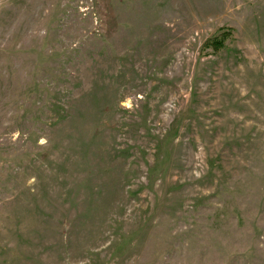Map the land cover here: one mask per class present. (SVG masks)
I'll return each mask as SVG.
<instances>
[{
    "label": "rangeland",
    "instance_id": "rangeland-1",
    "mask_svg": "<svg viewBox=\"0 0 264 264\" xmlns=\"http://www.w3.org/2000/svg\"><path fill=\"white\" fill-rule=\"evenodd\" d=\"M0 264H264V0H0Z\"/></svg>",
    "mask_w": 264,
    "mask_h": 264
},
{
    "label": "trees",
    "instance_id": "trees-1",
    "mask_svg": "<svg viewBox=\"0 0 264 264\" xmlns=\"http://www.w3.org/2000/svg\"><path fill=\"white\" fill-rule=\"evenodd\" d=\"M223 42H220V41H218V43L216 44H214L213 46H214V49H220V48H222L223 47Z\"/></svg>",
    "mask_w": 264,
    "mask_h": 264
}]
</instances>
